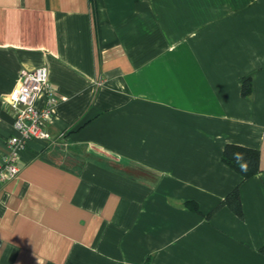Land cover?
I'll return each mask as SVG.
<instances>
[{
    "label": "crops",
    "instance_id": "crops-1",
    "mask_svg": "<svg viewBox=\"0 0 264 264\" xmlns=\"http://www.w3.org/2000/svg\"><path fill=\"white\" fill-rule=\"evenodd\" d=\"M40 67L52 140L0 183V264H264V0H0V161ZM238 186L244 218H207Z\"/></svg>",
    "mask_w": 264,
    "mask_h": 264
},
{
    "label": "built area",
    "instance_id": "built-area-1",
    "mask_svg": "<svg viewBox=\"0 0 264 264\" xmlns=\"http://www.w3.org/2000/svg\"><path fill=\"white\" fill-rule=\"evenodd\" d=\"M42 95L46 101L41 109L37 103ZM9 104L15 110L16 133L8 139L7 152L0 161V183L19 177L21 156L31 142L52 140L46 127L52 120L58 98L50 84L48 68L22 72L17 88L10 95Z\"/></svg>",
    "mask_w": 264,
    "mask_h": 264
},
{
    "label": "trees",
    "instance_id": "trees-1",
    "mask_svg": "<svg viewBox=\"0 0 264 264\" xmlns=\"http://www.w3.org/2000/svg\"><path fill=\"white\" fill-rule=\"evenodd\" d=\"M94 11L97 10V0H90ZM251 81L247 79L242 87L243 97H249L251 94ZM222 162L229 168L234 170L243 181H247L261 173L260 168V152L256 149L243 147L239 145H227L222 154ZM246 168V170H244ZM187 208L195 214L202 215L198 204L195 201H187ZM227 207L240 219L244 218V209L239 186L235 188L221 203L220 205L206 217L210 218L211 215L218 209ZM264 256V246L260 250Z\"/></svg>",
    "mask_w": 264,
    "mask_h": 264
},
{
    "label": "clouds",
    "instance_id": "clouds-1",
    "mask_svg": "<svg viewBox=\"0 0 264 264\" xmlns=\"http://www.w3.org/2000/svg\"><path fill=\"white\" fill-rule=\"evenodd\" d=\"M244 170H246V168Z\"/></svg>",
    "mask_w": 264,
    "mask_h": 264
}]
</instances>
